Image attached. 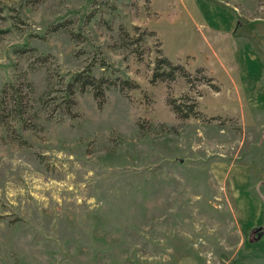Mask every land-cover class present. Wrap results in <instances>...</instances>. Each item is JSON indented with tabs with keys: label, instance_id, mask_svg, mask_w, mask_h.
I'll return each instance as SVG.
<instances>
[{
	"label": "rangeland",
	"instance_id": "rangeland-1",
	"mask_svg": "<svg viewBox=\"0 0 264 264\" xmlns=\"http://www.w3.org/2000/svg\"><path fill=\"white\" fill-rule=\"evenodd\" d=\"M86 69L0 117V264H264V0H0V91Z\"/></svg>",
	"mask_w": 264,
	"mask_h": 264
},
{
	"label": "trees",
	"instance_id": "trees-1",
	"mask_svg": "<svg viewBox=\"0 0 264 264\" xmlns=\"http://www.w3.org/2000/svg\"><path fill=\"white\" fill-rule=\"evenodd\" d=\"M49 55L39 58L43 63L47 62ZM57 66V65H56ZM57 68H59L57 66ZM166 69L169 70V73H166ZM181 70V68L174 65L167 59L159 60L157 66L155 67L154 77L158 74H168L170 78H174L176 70ZM160 70L162 73H160ZM57 76V80L56 77ZM104 79H98L94 76L93 72L89 69L79 71L71 74L70 79H66V76L60 75V71L56 73H51L50 71L46 76V85L44 91L35 99L36 88L34 83L31 82L28 77L25 80V87L28 92L24 95V89L20 85H16L13 82L4 84L3 88L0 91V117L3 115V112L8 113V118H13L15 122L24 124L26 123L25 117L27 111L25 110L24 102L26 98H32L34 102H37L41 107L40 111H43L47 114L48 118L53 120L55 118V112H62L68 117L73 116L72 109L75 108L77 101H75V96L77 93L84 94L89 89H93L95 98L99 101V107L105 102V92H104ZM127 84H133L129 81H126ZM60 86V89L57 88ZM136 87L137 85H131ZM61 91L62 95L59 97L56 95V92ZM34 97V98H33ZM169 105L172 107L173 111L179 118H185L192 113V111L184 116L181 115L180 107L176 105L175 100L169 101ZM52 108V109H51ZM193 110V109H190ZM33 116L39 117V112H33ZM257 228H254L252 235L256 236L254 238L255 242L264 238V227L261 230L256 231ZM256 233V234H254ZM253 243V242H250Z\"/></svg>",
	"mask_w": 264,
	"mask_h": 264
},
{
	"label": "crops",
	"instance_id": "crops-1",
	"mask_svg": "<svg viewBox=\"0 0 264 264\" xmlns=\"http://www.w3.org/2000/svg\"><path fill=\"white\" fill-rule=\"evenodd\" d=\"M254 228H255V227H254ZM254 228H252V232H254ZM261 228H263V227H260V230H261ZM258 230H259V228H257L256 231L258 232ZM252 232H251V233H252ZM254 234H256V233H254Z\"/></svg>",
	"mask_w": 264,
	"mask_h": 264
},
{
	"label": "water",
	"instance_id": "water-1",
	"mask_svg": "<svg viewBox=\"0 0 264 264\" xmlns=\"http://www.w3.org/2000/svg\"><path fill=\"white\" fill-rule=\"evenodd\" d=\"M259 230H260V228H259Z\"/></svg>",
	"mask_w": 264,
	"mask_h": 264
}]
</instances>
